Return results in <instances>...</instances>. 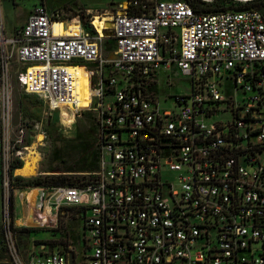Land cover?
<instances>
[{
  "label": "built area",
  "instance_id": "1",
  "mask_svg": "<svg viewBox=\"0 0 264 264\" xmlns=\"http://www.w3.org/2000/svg\"><path fill=\"white\" fill-rule=\"evenodd\" d=\"M236 10L128 0L109 18L108 58L103 37H89L80 19L54 28L65 20L41 4L9 36L0 21V214L10 264H69V253L70 264H264V10ZM83 64L96 78L84 92ZM170 67L189 93L162 110L146 88ZM13 82L46 112L93 111L95 172L40 189L33 215L50 230L63 214L78 218V252L41 244L20 253L13 242L6 206L28 153ZM218 112L230 120L207 121Z\"/></svg>",
  "mask_w": 264,
  "mask_h": 264
},
{
  "label": "rangeland",
  "instance_id": "2",
  "mask_svg": "<svg viewBox=\"0 0 264 264\" xmlns=\"http://www.w3.org/2000/svg\"><path fill=\"white\" fill-rule=\"evenodd\" d=\"M127 1L0 0V21L5 35L9 36L13 30L18 29L24 23L28 13L35 6L41 4L48 13L59 12V18L68 21L56 24V28L60 29L61 26L75 24V20L80 19L81 24L88 30V36L93 38L97 37V32L91 25V19L94 16L101 19L106 17L110 24L109 18L116 12L120 13L123 8L122 4L126 6ZM184 1L194 3L196 0ZM258 2L260 7L264 8V0ZM234 6L233 0H212L209 9H231ZM105 32L108 35L109 29ZM107 35L103 36L101 40L102 58L110 57L113 48V43ZM80 67L82 77L80 76L79 83L81 89L84 90L85 81L90 86L96 82L94 66L83 64ZM226 92H230V90L227 88ZM146 93L154 95L159 109L164 110L172 107L171 97L186 96L189 93V87L187 79L180 76L174 67H170L168 70H160L154 75V83L146 88ZM240 97L241 95L238 93L236 98L240 100ZM12 110L14 122L27 126L23 134V145L27 147L28 152L26 157L34 155L33 153L39 157L35 173L26 178L18 176L16 182L11 186L12 190L9 191L6 217L15 247L20 253H27L41 244L46 245L45 250L47 251L69 244L78 252L81 246L78 218L73 214H63L58 217L57 227L53 230L46 228L45 225H38L34 217L32 221L34 227L32 224L23 226V216L28 214V202L26 198L23 200V205L20 201L23 194L31 189L47 188L72 181L75 178L86 177L95 172L93 111L83 110L76 115L70 112H66L64 115L57 112L49 113L41 103L36 102L32 97L24 96L16 86L13 91ZM230 118L229 113L218 112L207 121L222 122L229 121ZM27 181L38 183L28 185ZM1 216L2 214H0V264H10L3 238L4 226ZM17 221H20L19 225L15 224Z\"/></svg>",
  "mask_w": 264,
  "mask_h": 264
},
{
  "label": "bare ground",
  "instance_id": "3",
  "mask_svg": "<svg viewBox=\"0 0 264 264\" xmlns=\"http://www.w3.org/2000/svg\"><path fill=\"white\" fill-rule=\"evenodd\" d=\"M122 7L124 8V4H122ZM108 18L103 17L102 19L98 16H94L91 19V25L93 26V28L95 29V31L101 36H106V32L109 27L110 24L107 22ZM64 22H68V21H64ZM56 23H61V22H55L52 24V26L54 27V25ZM55 28V27H54ZM79 87H80V83H79ZM78 90V89H77ZM80 90L81 87H80ZM84 92V90H82ZM34 155L30 156L28 155L26 158H24L23 162L21 163V168L16 169L15 174L19 177H29L31 175H33L35 173V170L37 168V164L39 162V157L36 156V153H33ZM40 189H31L28 192H25V194H23L22 200L20 201L21 204L23 205V200L26 198L27 203V209H28V214L23 216V226H30L32 224V226L34 227V224L32 223L33 221V215L37 209V206L39 204V197H40ZM31 219V224L29 223ZM18 220V218H17ZM20 221L15 222L16 225H19Z\"/></svg>",
  "mask_w": 264,
  "mask_h": 264
},
{
  "label": "trees",
  "instance_id": "4",
  "mask_svg": "<svg viewBox=\"0 0 264 264\" xmlns=\"http://www.w3.org/2000/svg\"><path fill=\"white\" fill-rule=\"evenodd\" d=\"M183 2H185L192 11L194 12H200V13H216V12H220V11H227V10H236V9H241V8H246V7H254L260 10H264V8H261L259 5V0H252L251 2L245 3V4H240V3H235V6L231 9H212L210 10L209 7L212 3V0H210L209 2H203L201 0H196L194 3L191 2H186L184 0H182ZM17 87V85L15 84V82H13V90L14 87ZM94 154H95V164H96V151H95V145H94ZM20 166V167H19ZM21 164H18L15 168L18 169L21 168ZM95 168H97V165H95ZM96 170V169H95ZM82 178V177H81ZM17 177L14 179V181L16 182ZM78 178H75L72 181H66L65 183H61V184H55L53 186H58V185H70L71 183L75 182ZM38 182L34 181L33 183L30 181H27L26 184H33L36 185ZM66 246V245H65Z\"/></svg>",
  "mask_w": 264,
  "mask_h": 264
},
{
  "label": "crops",
  "instance_id": "5",
  "mask_svg": "<svg viewBox=\"0 0 264 264\" xmlns=\"http://www.w3.org/2000/svg\"><path fill=\"white\" fill-rule=\"evenodd\" d=\"M43 6V5H42ZM44 7V6H43ZM62 23V22H61ZM56 24H58V23H56ZM55 24V25H56ZM55 25H54V27H55ZM56 28V27H55ZM59 34L61 35V36H70V35H72L73 34V32H66V33H61V32H59ZM81 72H82V70H81ZM29 223L31 224V219H30V221H29Z\"/></svg>",
  "mask_w": 264,
  "mask_h": 264
},
{
  "label": "water",
  "instance_id": "6",
  "mask_svg": "<svg viewBox=\"0 0 264 264\" xmlns=\"http://www.w3.org/2000/svg\"><path fill=\"white\" fill-rule=\"evenodd\" d=\"M235 11H239V10H235ZM107 36H110V32ZM67 258H68V263L70 264L71 263V253L68 254Z\"/></svg>",
  "mask_w": 264,
  "mask_h": 264
},
{
  "label": "flooded vegetation",
  "instance_id": "7",
  "mask_svg": "<svg viewBox=\"0 0 264 264\" xmlns=\"http://www.w3.org/2000/svg\"><path fill=\"white\" fill-rule=\"evenodd\" d=\"M29 13H30V12H29ZM29 13H28V14H29Z\"/></svg>",
  "mask_w": 264,
  "mask_h": 264
}]
</instances>
